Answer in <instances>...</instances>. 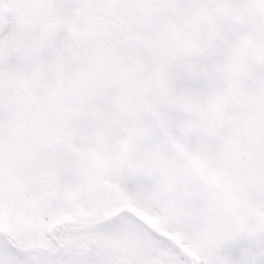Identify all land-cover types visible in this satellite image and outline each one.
I'll use <instances>...</instances> for the list:
<instances>
[{"label":"snow or ice","instance_id":"1","mask_svg":"<svg viewBox=\"0 0 264 264\" xmlns=\"http://www.w3.org/2000/svg\"><path fill=\"white\" fill-rule=\"evenodd\" d=\"M0 264H264V0H0Z\"/></svg>","mask_w":264,"mask_h":264}]
</instances>
